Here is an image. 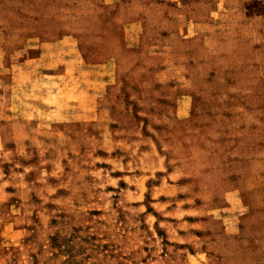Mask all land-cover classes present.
<instances>
[{"label":"rangeland","instance_id":"rangeland-1","mask_svg":"<svg viewBox=\"0 0 264 264\" xmlns=\"http://www.w3.org/2000/svg\"><path fill=\"white\" fill-rule=\"evenodd\" d=\"M192 5L0 0V264H264V188L229 186L264 145L245 128L264 116V42L222 24L181 38V12L220 18ZM167 65L188 79L162 82Z\"/></svg>","mask_w":264,"mask_h":264},{"label":"crops","instance_id":"crops-1","mask_svg":"<svg viewBox=\"0 0 264 264\" xmlns=\"http://www.w3.org/2000/svg\"><path fill=\"white\" fill-rule=\"evenodd\" d=\"M250 1L253 3L248 4ZM191 3H193L192 6H194V7H192V8H194L192 10L193 12L195 11V9H197V12L210 13V16H211V13L213 14L214 12H216L220 18L216 20V19H212V17H209V16L195 15V14H193V17L190 18L186 14L185 11L181 12L182 16L184 18H186V25H183V26H189V28H190L189 30L191 31L190 36L182 35L181 38L187 39L190 37H194L196 35H201V34L203 35L204 34L203 29L207 30V33L204 34V35H206V37L207 36L213 37L214 36V34H213L214 28H216V27L220 26V24H222V26L230 27V32L234 28H239L238 32L241 31V29L243 27L252 28L253 29L252 32H253L254 37H252L251 39H246V41L252 42L255 45L258 43L264 42V6H261L264 3V0H191ZM233 19H234V21H233ZM231 22H234V23H231ZM228 23H230V24H228ZM234 34H235V32H234ZM231 39H234L233 42L240 43V41H241V39L237 36H233V37H231ZM243 42H245V41H243ZM191 48L192 49L188 48L189 53H190L189 57L187 55L188 52L182 51L183 48H181V47L176 48V49L171 48L170 50L174 56V61L175 60L178 61L179 59L184 60L186 58H190L192 60H195L197 57H199V54L201 52H203L202 48L199 45L194 46V44H193ZM183 65H184L183 68L188 69V67H191V66H188L186 64H183ZM174 66H177V65L174 64ZM169 68H170V66L167 65V66L162 67L160 69V75L166 76L165 79H162V82H165L167 80L169 81L171 78H175V77H177L179 80H183V79L187 80L188 79L187 77H188L189 73H188L187 69H185V73H183V74H182V71H180V73L182 75H180V76L175 75L174 76L173 74H170ZM171 82H172V84H174L173 81H169L168 82L169 85ZM182 86H183L182 84H179L176 82L175 86H173L172 88H176V90H177L178 88H183ZM178 97H182V100L178 99V101H176L177 102L176 107L178 109H184V111H182V113H181V116H185V114H187V110L189 108V105H188L189 101L184 99V97H186V95H184V93H182L181 95L179 94ZM261 109L264 110V107ZM253 119H254V121L252 123H250L248 126H246L245 128L248 129V127H249L248 130H255L252 132H255V138L257 139L258 125L264 123V116L255 115L252 117V120ZM252 132H248V134L252 135L253 134ZM240 134L242 136L241 137L242 139L240 137L238 139H239V142L241 144L243 142V139L244 140L246 139L245 135H247V134L246 133H240ZM256 139H252L253 146L256 145V143L259 140L264 141V139H261L259 137L257 140ZM258 145H259L260 150H258V152H256V153H253L252 155L249 154V156H247L248 160H246V162H245V167L241 169L240 175L236 179H234L233 185H229V186H231V188L236 189V190L239 187H243V186L260 188V189L264 188V167H263V169L254 168V165L256 163L264 164V157H263L264 156V148L262 149V147H264V145L262 146L260 143H258ZM253 146L250 148H253ZM253 172L258 174V176H260V180L254 184L248 183V182H250V179H248V178H251L250 176L253 175ZM236 182H242V183L236 184ZM228 193H231L232 196L225 194L224 203L226 202V205L232 204V203L236 204L235 205V206H237L236 210L240 209V199L237 198V196L234 194L235 190L228 191ZM228 197L232 198V200L229 201ZM235 206H233V207H228V206L225 207L224 206L223 210L226 212H229ZM223 219L225 222H227L232 218H231V215L228 214V215L224 216ZM230 225H231V223H230Z\"/></svg>","mask_w":264,"mask_h":264}]
</instances>
